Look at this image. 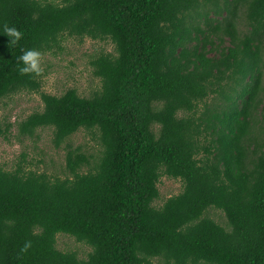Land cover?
Wrapping results in <instances>:
<instances>
[{"label": "trees", "instance_id": "1", "mask_svg": "<svg viewBox=\"0 0 264 264\" xmlns=\"http://www.w3.org/2000/svg\"><path fill=\"white\" fill-rule=\"evenodd\" d=\"M68 37L112 44L89 60L88 97L16 67ZM19 91L43 106L18 136L50 128L65 166H0V264H264V0H0V99ZM80 129L95 155L68 144ZM163 175L181 190L160 199Z\"/></svg>", "mask_w": 264, "mask_h": 264}, {"label": "rangeland", "instance_id": "2", "mask_svg": "<svg viewBox=\"0 0 264 264\" xmlns=\"http://www.w3.org/2000/svg\"><path fill=\"white\" fill-rule=\"evenodd\" d=\"M109 41H98L85 38L78 41L68 37L62 43V50L54 54L45 52L40 56L41 86L39 92L59 95L67 88H74L80 96L88 97L100 87L99 79L91 72L89 60L97 51H111ZM39 92L19 91L0 99L1 127L9 125L6 134H0V166L13 169L15 165L25 160L27 168L37 172L63 176L65 166V144L59 148L52 145L50 128L37 129L31 137L18 136L16 122L33 111L42 109ZM72 148L79 146L86 155L96 154L98 142L94 135L87 130L80 129L67 140ZM86 170L87 166H83ZM160 199L167 198L181 190V183L177 179L161 176L157 183ZM156 200L155 203H159ZM212 217L224 222L223 214L214 210ZM56 246L61 250H74L79 257H84L89 247L75 241L65 234L56 235ZM152 264H165L161 259H153Z\"/></svg>", "mask_w": 264, "mask_h": 264}, {"label": "clouds", "instance_id": "3", "mask_svg": "<svg viewBox=\"0 0 264 264\" xmlns=\"http://www.w3.org/2000/svg\"><path fill=\"white\" fill-rule=\"evenodd\" d=\"M3 32L7 34L10 38L9 41L11 43H15L22 35L21 31L18 30L15 26L5 25ZM40 56L41 53L38 49L35 48H27L24 49L17 57L18 63L16 65L17 69L21 73H35L40 74L43 69L40 64ZM29 242H26L24 247L28 246Z\"/></svg>", "mask_w": 264, "mask_h": 264}]
</instances>
